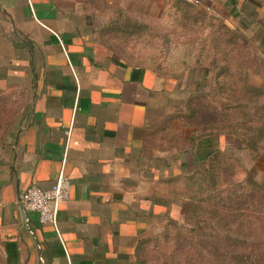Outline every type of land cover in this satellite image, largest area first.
<instances>
[{
	"label": "crops",
	"instance_id": "1",
	"mask_svg": "<svg viewBox=\"0 0 264 264\" xmlns=\"http://www.w3.org/2000/svg\"><path fill=\"white\" fill-rule=\"evenodd\" d=\"M107 1L152 17L176 0ZM184 1L264 46V0ZM91 4L0 0V103L15 110L0 142V264H138L155 229L186 214L171 185L216 146L184 122L186 78L116 58ZM62 171L58 234L20 197Z\"/></svg>",
	"mask_w": 264,
	"mask_h": 264
},
{
	"label": "rangeland",
	"instance_id": "2",
	"mask_svg": "<svg viewBox=\"0 0 264 264\" xmlns=\"http://www.w3.org/2000/svg\"><path fill=\"white\" fill-rule=\"evenodd\" d=\"M92 3L98 40L127 63L186 78L184 122L217 142L210 159L206 153L198 169L171 185L186 200V214L155 229L138 264H264V46L197 7L177 8V0L157 4L152 17ZM6 105L0 142L14 119ZM241 169L255 181L250 188L233 187Z\"/></svg>",
	"mask_w": 264,
	"mask_h": 264
},
{
	"label": "built area",
	"instance_id": "3",
	"mask_svg": "<svg viewBox=\"0 0 264 264\" xmlns=\"http://www.w3.org/2000/svg\"><path fill=\"white\" fill-rule=\"evenodd\" d=\"M71 188L70 180L62 171L51 188L31 187L21 195L20 203L26 211L37 213L42 223L52 224L59 234L60 206L70 199Z\"/></svg>",
	"mask_w": 264,
	"mask_h": 264
},
{
	"label": "trees",
	"instance_id": "4",
	"mask_svg": "<svg viewBox=\"0 0 264 264\" xmlns=\"http://www.w3.org/2000/svg\"><path fill=\"white\" fill-rule=\"evenodd\" d=\"M177 3H179V4H175V6H177V8H180V9H182V7H183L181 4L188 5L191 8H195L192 4H190V3H188L187 1H184V0H177ZM173 9L176 10V7H173ZM205 146L209 147L210 149L213 148V144H211L209 142L206 143ZM208 153L209 154L207 155V159H210L215 152H212L210 150V152H208ZM241 172L242 173H241L240 176H243V177H241L239 179V182L237 184H233V187H239L242 190L243 188H245V186L249 185L248 188H250L251 184H248V183H254L255 181L250 176L247 177V172H245L244 170L241 169ZM260 190H261V193L264 195V184H260ZM258 197H259V194H258ZM194 204H195V202H193V207L191 208V210L195 209L196 206Z\"/></svg>",
	"mask_w": 264,
	"mask_h": 264
},
{
	"label": "water",
	"instance_id": "5",
	"mask_svg": "<svg viewBox=\"0 0 264 264\" xmlns=\"http://www.w3.org/2000/svg\"><path fill=\"white\" fill-rule=\"evenodd\" d=\"M23 209H24V207H23ZM25 210V209H24Z\"/></svg>",
	"mask_w": 264,
	"mask_h": 264
}]
</instances>
